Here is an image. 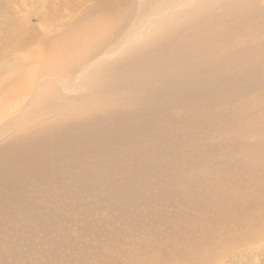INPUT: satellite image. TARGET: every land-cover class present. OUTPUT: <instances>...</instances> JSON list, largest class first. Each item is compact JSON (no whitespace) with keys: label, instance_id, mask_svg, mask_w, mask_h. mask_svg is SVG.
<instances>
[{"label":"rangeland","instance_id":"obj_1","mask_svg":"<svg viewBox=\"0 0 264 264\" xmlns=\"http://www.w3.org/2000/svg\"><path fill=\"white\" fill-rule=\"evenodd\" d=\"M78 1L61 5L60 0H0L2 89L12 83L14 67L32 70L33 63L41 65L51 41L84 11L115 10L111 0L100 8L101 0H95L62 12ZM125 1L123 11L127 12L120 17V27H128L135 17L132 14L130 19V14L139 10V0ZM233 1L203 12L198 27L200 15L193 13L173 34L157 37L152 45L141 43L143 49L111 69L117 72L103 78V87L96 88L97 92L62 91L69 98H92L94 102L103 94V110L84 101L86 112H77L81 115L78 120L71 114L67 122L60 113L50 115L49 124L58 119V125L39 123L48 134L36 130L37 123L21 127L14 121L12 134L0 139V158L2 152L7 153L5 146L15 142L23 144L18 156L24 157L10 171L15 178L12 183L0 181V212L5 214L0 215V264H264V228H258L264 225L260 219L264 215V109H260L264 99L259 111L255 108L254 115L250 114L259 102L256 97L261 89H256V83L264 82V60L236 57L228 64L214 54L233 45L235 36L243 35L249 26L264 28V0H254L250 9L246 5L250 12L241 19L226 16L233 10ZM45 12L53 14L46 15L49 22L42 18ZM54 15L56 21L51 18ZM203 29H208V36L219 37L218 43L210 49L206 63L202 59L190 62L180 52L191 49L181 46L192 38L188 36L195 37ZM216 59H220L219 67L213 69ZM104 69L106 64L99 68ZM156 69L162 77L154 80L148 72L153 74ZM87 75L85 67L80 79ZM115 78L118 85L111 81ZM213 82H220V88ZM250 82H255L253 89ZM124 87L132 90L126 98L119 94ZM15 94L18 98L4 108L0 128L25 110L23 103L21 110L17 107L11 112V106L26 97L23 92ZM25 100L27 103L30 97ZM195 108H206V114L196 115ZM70 136L82 144L75 149L79 152L73 155L74 161L70 164L67 154L56 162L50 160L56 148L72 146L61 143ZM3 168L0 165V175ZM210 193L212 200H208ZM20 207L23 214L17 209ZM254 237L251 247L248 243Z\"/></svg>","mask_w":264,"mask_h":264},{"label":"bare ground","instance_id":"obj_2","mask_svg":"<svg viewBox=\"0 0 264 264\" xmlns=\"http://www.w3.org/2000/svg\"><path fill=\"white\" fill-rule=\"evenodd\" d=\"M90 1H92V3H93V1H95V0H81L80 2L79 1L75 2V3H77V5H75V6L70 5L67 8L65 7L62 12H67L68 10H72L74 8L76 9L78 7L80 8L81 6L85 5V3L90 2ZM227 1H229V0H139V3H138L139 10L136 12V14H134L131 11L132 13L130 14V19L132 18L133 15H135V17L133 18L132 21L131 20H130V22L128 21V23H129V24H127L128 27H126V26L120 27L121 26V20H122L120 17H123L121 15L126 14V12H127V11H123L125 8L124 5L127 3V1H125V0H111L110 4H114L115 10L114 9H113V11L110 10L109 13H104L103 9L101 11L99 10L97 12H94V10L93 11L88 10V12H89L88 14L86 13V11H84L81 14V16L77 18L76 22H74V24L72 23L68 27L66 32L62 33V35L60 37L55 38L53 41H51L50 44L48 43L49 45L48 44L44 45V46L48 45V47L46 48L48 50H45L47 52L44 55V59H43L44 62L41 60V62H43V63L38 66L39 68L37 67V65H35L36 62L32 64L33 65L32 68H34L32 70H30V67H28L25 70H22L21 68L14 67L15 71L12 72V74H13L12 83L10 84V82H9L7 84L8 85L7 88H4V89H2L1 84H0V87H1V89H0V121L3 118L2 113L6 112V109H4L7 107L6 104L9 102L11 103V102L15 101V99L18 98V97H16L15 92H23L26 96L24 98V100L17 101L16 104H13L11 106L14 109L11 112L15 111V109L17 107H19V109L21 110V108L23 107L24 104H25V110L23 111L24 113L23 112L20 113L19 116H21V117H16V119L12 120V122L8 121L7 123H4L1 125L0 139L3 136H6L7 134L8 135L12 134L11 130L13 128V124H14L15 120H17V123L22 125L21 127H24L28 122L33 123V124L37 123L35 126L36 130L40 129L41 131H44L46 134H48V131L46 132L45 128L42 127L39 123H41L42 125L48 124L46 126H49L51 124V123L49 124V122L53 119V118H49L50 115L53 116L55 113H60V116L62 117L63 122H67V121H69V118L71 119V117H70V114H71L75 118V120H78V119H80L79 117L81 115H79V113L77 114V112H84V108H85L83 106L84 101L89 103L91 107H93V106L97 107L98 106L97 109L103 108V107H101L102 106L101 104L102 103L104 104V101H103L104 97L102 96L103 94H101L100 99L96 98V100L94 102V99H92V98L91 99H88V98H79L78 99L77 97L69 98L68 96L63 94L62 91H67L69 93L71 91H76V89H77V91H84V94H85V92L87 93L86 90L88 89V90H91V92L92 91L97 92L99 90V88L101 89L103 87V84L100 85L104 81L103 78H105L106 76L110 77L112 75H115V72H117V71L114 72L111 69H114V67L119 65V62H123L125 59H128L129 55L131 57L132 53H134L135 51H139L143 45H146L147 42H148V45H152V43H156V40L159 37H161L163 34H164V36H165V33H169V35L171 33L173 34V32L176 30V27H179V26L182 27L184 24L188 23V17L190 15H192L193 13H195V15H198V14L200 15L198 20L196 21V24L198 27L199 24L201 23V16H202L203 12L208 11V9H210L216 5H219L220 3L222 5V4H224V2H227ZM61 2H68V0H60V4L62 5ZM253 2H254V0H236V1H233V3H234L233 10L228 12L226 14V16L230 17L233 15H236L235 17H238V19L239 18L240 19L246 18L245 16L247 15V11H249L251 6L253 5ZM106 3H109V1L108 0H101L97 6L100 8V7H103ZM246 5L249 6V9H247ZM69 8H71V9H69ZM89 8H91V7L89 6ZM239 12H242V13H239ZM261 12L264 15V10ZM8 13L10 14V12H8ZM50 13L52 14V12H50ZM50 13H46V12L41 13L42 18L45 20L46 15L47 14L50 15ZM129 13H130V11H129ZM58 15H61L60 17H62L64 14L59 13ZM259 16L261 17V14H259ZM51 18H53L54 21H56L58 19V17L55 15L52 16ZM45 21L49 22L48 20H45ZM219 21L217 19V22H219ZM258 25H260V24H258ZM208 27L210 28L211 26H208ZM237 27H240V26H237ZM249 27L250 28H248L244 32L243 35L241 34L237 37L235 36V39L233 41V45H231L229 47H225L224 52L217 51V52H214V54L217 55L218 57L220 56V58H222V60L224 59V61H226V63H228V64L232 63V61H234L236 59V57H239L240 59L247 57L248 58L247 60L250 59V61H253L257 57H260V58H263V60H264V42H261V39H264V28L260 31V29L258 30V29L251 28V26H249ZM207 31H208V29H203L198 34H196L197 36H195V37L188 36V37H192V38L185 39L183 46H181V47H184L183 50L191 49V52H186V53L183 51L180 52L182 57H183V55H186L188 57V60H190V62L193 59L205 60L206 58H208V56L211 52L210 49H212L215 45H217L219 37L208 36ZM232 37H234V36H232ZM222 38H225V37L222 35ZM229 39H232V38H229ZM141 43H143V45ZM226 43H227V41H226ZM229 43L231 44L232 41L230 40ZM230 44H228V45H230ZM53 47H55V48L53 49ZM146 48H149V47H146ZM150 53H151V51H150ZM260 58H259V60H260ZM141 59H142V57H141ZM147 59H149V58H147ZM240 59H239V61H240ZM82 60H85L86 62H82ZM138 60H139V58H138ZM256 61H257V59H256ZM164 62H166V61H164ZM219 62H220V59L215 60L214 65H213V69L214 68L216 69V67H219L218 66ZM141 63H142V61H141ZM200 63H202V62L200 61ZM205 63H206V60H205ZM252 63L254 64V62H252ZM257 63H255V64H257ZM104 64L107 65V69L106 70L104 69V71L99 70V68L102 67ZM138 64H139V62H138ZM245 64H247V62ZM163 65H165V64H163ZM201 65H203V64H201ZM262 65H264V64H262ZM220 66H221V68H223V65H220ZM85 67H87V69H88V75L85 76L84 78L80 79L82 76V71ZM144 67H146V66H144ZM75 68H78V70L76 69V72L73 73V75L70 74L74 71ZM157 69L155 71L152 70L153 74L148 72L149 74H151L150 78L154 79V78H159V77L161 78L162 77L161 76L162 72H160L161 70L158 71ZM163 69L165 72L168 71V68H163ZM116 70H118V69H116ZM119 70H118V72H119ZM258 70H259V68H258ZM260 70H262V68ZM248 71H250V70L248 69ZM105 74H107V75H105ZM250 74H252V73H249V75ZM253 74H255V73H253ZM260 74H262V73L260 72ZM153 79H151V80H153ZM241 79L246 80L243 77ZM156 80H158V79H156ZM250 80H252V79H250ZM32 81H35L36 84L32 85ZM111 81L114 84L118 85V83H117V81H119L118 79L115 78ZM51 82H53L54 85L58 83L57 84L58 88L54 87L53 84H52V86H48ZM129 83H131V82H129ZM136 83H138V82L136 81ZM207 83H210V82H207ZM230 83L232 84L233 82H230ZM250 83L252 84V82H250ZM260 83H262V82H260ZM91 84H92V87H91ZM214 84L217 87L220 86V82L214 83ZM240 84H242V83H240ZM254 84H255V82L252 85H250V84L249 85L252 88L254 86ZM5 86L6 85H4L3 87H5ZM246 86H248V85H246ZM256 86H257L256 89H259V88L261 89V94L256 97V99H259V102L252 106V110H251L250 114H253V115L255 113V112H253V110L255 108H257V109L260 108L261 105L259 106V103L262 101V99H264V82L262 83V85H260L261 87L259 86L258 83H256ZM96 88H98V90H96ZM213 88H215V87H213ZM227 88H228V86H227ZM57 89H58V91H57ZM127 89L129 90V88H127ZM128 90H126L124 87V89L121 91V93L119 91L120 97L121 96L125 97L124 95L130 96V95H127L130 93V92H128ZM113 91H115L114 87H113L111 92H113ZM216 91H219V89H216ZM185 93H187V92H185ZM32 94H33V96H31ZM27 97H30V101H28L26 103L25 99ZM222 100H225V99H221L220 101H222ZM216 101H217V99H216ZM214 102L215 101H213V104H214ZM96 104H100V105H96ZM214 105H212L213 108L216 107V105L215 106ZM8 106H10V104ZM128 106H129V101H128ZM248 108H250V106ZM74 109H78L79 111H75ZM205 109L204 108H200V109L195 108L194 109L195 114L196 115H203V112H204V115H205L206 114ZM260 109H264V108H260ZM20 110L18 112H20ZM101 110H103V109H101ZM211 110H210V108L208 109L209 114L211 113ZM206 111H207V109H206ZM258 111H259V109H258ZM11 112H7L6 114H8V113L11 114ZM208 112H207V114H208ZM262 112H264V111H262ZM84 113H83V116H84ZM16 114H17V112H16ZM92 114H93V112H92ZM261 114H264V113H261ZM258 115H260V113ZM29 116H30V118H29ZM261 119H263V118H261ZM55 123L56 124H51L50 127H52V125L53 126L58 125V123H59L58 119H57V122H55ZM192 124L193 123H191V126H192ZM16 127H18V126L16 125ZM62 127H64V126H62ZM146 133H148V132H146ZM4 134H6V135H4ZM15 143L16 144H8L7 146H5L7 153L2 152V157L0 158V165H1V167L5 168V171L1 172L3 174L0 175V177H1L0 181L4 185H6L8 183H12V181L15 179L10 171L12 169H14L18 164H20L19 162H21V159L24 157V155L18 156L19 155L18 150H21L23 148V144L20 142H15ZM61 143H62V145H67V144L71 143L72 146L70 148L69 147H64L62 149L56 148L54 151L51 152L50 160H53L54 162H56L58 159L62 158L61 156L67 154V156L69 157V160H70V164H71L74 161L73 155L76 152H79L78 150L75 151V149H79L82 147L81 140L80 139L75 140L73 137L70 136V139H66V140L62 139ZM14 146H16V148H14ZM115 152H116V150H115ZM115 152H114V154H115ZM110 153L111 152H109V155H110ZM4 157H7V158H4ZM109 158L111 160V156ZM82 179H86V178L84 177ZM192 185H194V184H192ZM5 190L7 192V189H5ZM193 192H194V190L192 191V193ZM263 192H264V190H263ZM211 194L212 193H210V197H208V200H209V198L211 199V196H212ZM198 204H199V202H198ZM198 204H196V205H198ZM3 207H5V206H3ZM193 207H194V205H193ZM202 207H204V206H202ZM256 207H258V205ZM8 208H10V207H8ZM12 208L14 209V206L11 207V210H12ZM214 208H215V205H214ZM232 208L234 209V207H232ZM258 208H259L258 210L260 212L261 211L260 207H258ZM17 209H20L19 212H21L23 214V209L21 207L17 208ZM196 210H198V209H196ZM222 210L223 209H220L219 211L223 212ZM258 210H254V211H258ZM228 211L232 212L233 210H228ZM3 213H4V211L2 213L0 212V215H2ZM12 213H13V211H12ZM3 215H5V214H3ZM260 217L261 216H259L258 218H260ZM262 217L260 219H264ZM255 219H256V217H255ZM221 225H222V223H221ZM261 226L260 227L255 226V227H258L261 229L264 228V225L262 227ZM250 227H252V226H250ZM258 228H256V229L254 228V229L258 230ZM10 229H11V227H10ZM248 229H251V228H248ZM262 231H263V229H262ZM253 232H257V231H253ZM243 234H245V233H243ZM249 234H251L250 236H252V233L249 232ZM256 234H258V233H256ZM256 238L257 237H254L252 240L253 242L251 244L248 243V245H251V247H252ZM260 238H262V237L260 236ZM231 247H233V246H231ZM240 248L241 247L239 246L238 249H240ZM253 248H255V247H253ZM233 249L234 248H232L231 250H233ZM229 251H230V249H229ZM231 252H233V251H231Z\"/></svg>","mask_w":264,"mask_h":264}]
</instances>
